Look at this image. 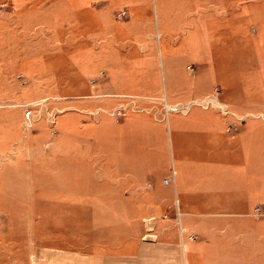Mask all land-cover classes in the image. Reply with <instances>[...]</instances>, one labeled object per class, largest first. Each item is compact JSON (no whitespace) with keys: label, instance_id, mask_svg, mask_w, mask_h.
<instances>
[{"label":"rangeland","instance_id":"obj_1","mask_svg":"<svg viewBox=\"0 0 264 264\" xmlns=\"http://www.w3.org/2000/svg\"><path fill=\"white\" fill-rule=\"evenodd\" d=\"M191 112L244 135L245 163L170 128ZM233 184L234 214L212 201ZM69 232L264 264V0H0V264H43Z\"/></svg>","mask_w":264,"mask_h":264},{"label":"crops","instance_id":"obj_2","mask_svg":"<svg viewBox=\"0 0 264 264\" xmlns=\"http://www.w3.org/2000/svg\"><path fill=\"white\" fill-rule=\"evenodd\" d=\"M173 120L176 122L175 125ZM169 123L170 128L175 127L179 132L188 131L190 145L197 146L196 153H203L204 150H208L210 141L205 135L212 136L219 152L231 151L235 161H238L240 165L245 163L246 157L239 158V155H241L239 152L246 148L250 150V145L248 142L246 143L244 135H241L238 141L235 137L226 136L219 117L198 112H191L187 115L174 114L169 118ZM204 146L205 148H203ZM230 178H235V174L231 175ZM121 179L116 177L115 185H122ZM233 181L235 182L236 179H233ZM234 186L233 184L232 192L229 194H222L221 192V197L212 200L218 207L229 209L228 211L232 214L237 209L241 210L246 207L249 209L251 206L250 194L247 195L245 192L239 194L236 189L234 191ZM180 204L183 206L181 201ZM91 210L96 209L86 206L84 215H87ZM183 214L184 212L180 215L183 216ZM68 215H70V212ZM51 239L49 243H40L43 246V264H183L179 252L181 248H184V242L176 237L174 241L167 239L164 242L153 240L142 243L135 251L128 249L124 251L122 246L111 250L107 243H83L82 246H77L75 236L71 232H69L67 243H61L54 237Z\"/></svg>","mask_w":264,"mask_h":264},{"label":"built area","instance_id":"obj_3","mask_svg":"<svg viewBox=\"0 0 264 264\" xmlns=\"http://www.w3.org/2000/svg\"><path fill=\"white\" fill-rule=\"evenodd\" d=\"M200 104H204V105H205V104H212V105H214V106L220 107V108L223 110L224 113H228L227 111H225L224 106L221 105V104H219V103L216 101L215 98H214V99H208L207 101L205 100L204 102H201ZM177 109H179V108H177ZM114 113H115V114H116V113L121 114V113H122V110H121V109H117V110L114 111Z\"/></svg>","mask_w":264,"mask_h":264}]
</instances>
